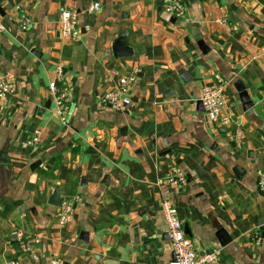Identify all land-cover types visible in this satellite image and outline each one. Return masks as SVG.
Masks as SVG:
<instances>
[{
    "label": "crops",
    "instance_id": "0c3cea01",
    "mask_svg": "<svg viewBox=\"0 0 264 264\" xmlns=\"http://www.w3.org/2000/svg\"><path fill=\"white\" fill-rule=\"evenodd\" d=\"M183 1L175 19L161 0H0V79L15 84L0 99V264H170L164 201L197 254L264 264V0ZM61 9L77 15V38L59 32ZM58 65L71 92L66 124L48 88ZM131 75L129 105L99 103ZM215 76L226 125L209 122L199 100ZM173 167L187 186H158ZM56 192L60 205L79 199L66 224ZM15 232L39 239L37 261Z\"/></svg>",
    "mask_w": 264,
    "mask_h": 264
},
{
    "label": "built area",
    "instance_id": "2783aa9c",
    "mask_svg": "<svg viewBox=\"0 0 264 264\" xmlns=\"http://www.w3.org/2000/svg\"><path fill=\"white\" fill-rule=\"evenodd\" d=\"M164 12L171 18H181L184 16L186 6L183 0H161ZM99 6L93 4L90 6V11L98 10ZM15 9L21 12V8L16 6ZM59 32L70 38H77L79 36V29L77 27V15L69 10L61 9L58 18ZM19 25L22 30H27L31 27V21L21 15L19 18ZM1 29V27H0ZM264 53V47L261 49ZM56 79L49 83V91L52 95L55 112L59 117L61 123L66 124L67 115L71 105V92L67 88L64 81V68L58 65L55 70ZM135 81V76L121 77L116 87L112 91H108L99 97V103L102 106H110L111 108H118L120 106H127L131 103L127 94ZM15 88L13 80L6 78L0 79V99L10 94ZM225 85L219 76H215V81L205 86L201 90L200 102L204 108V112L209 122L219 121L222 125L228 124V119L221 116V111L225 105ZM40 132H34L33 137L29 140V144L34 145L38 141ZM164 184L173 188H183L187 186V178L183 172L173 167L163 180L157 182L158 186ZM257 190L264 194V172H262L257 181ZM77 197L67 198L62 201L58 211L57 218L61 224H66L71 220L74 212L73 203L78 201ZM163 218L166 224L167 233L171 242L173 253V260L170 264H213L217 260L215 252L199 255L193 249L190 239L186 236L183 226L177 217V209L171 201H164L161 208ZM18 239L21 252L33 261L38 260L37 246L39 245L38 238H28L20 232H15ZM254 241L256 245L261 242L260 236L255 234ZM8 264H23L19 259H14Z\"/></svg>",
    "mask_w": 264,
    "mask_h": 264
},
{
    "label": "water",
    "instance_id": "95a60500",
    "mask_svg": "<svg viewBox=\"0 0 264 264\" xmlns=\"http://www.w3.org/2000/svg\"><path fill=\"white\" fill-rule=\"evenodd\" d=\"M122 45H124V40L122 36H119V38L116 40L115 45H114V52H117L121 50ZM198 46L199 48L204 52L205 50H208L207 47L204 45V43L202 42V40L198 41ZM236 89L238 91V97L239 100L241 101V103H243V108L245 110H248L249 108L252 107V103L249 101L247 92L245 91L244 87L241 86L239 83L236 84ZM201 104V102H200ZM0 155L5 157V152H0ZM3 162H7L8 160L3 158L2 160ZM53 199H55V201L53 202L54 205L59 206L60 205V199L58 197V193L56 192L53 196ZM185 232V231H184ZM13 241L16 242V237L13 236ZM16 248L18 249V251L20 252V247L19 244H17Z\"/></svg>",
    "mask_w": 264,
    "mask_h": 264
}]
</instances>
